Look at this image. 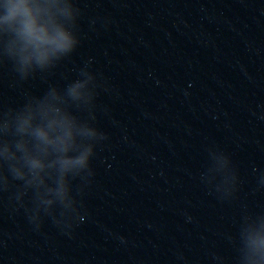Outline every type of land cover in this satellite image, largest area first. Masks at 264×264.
Returning a JSON list of instances; mask_svg holds the SVG:
<instances>
[{"label": "water", "instance_id": "obj_1", "mask_svg": "<svg viewBox=\"0 0 264 264\" xmlns=\"http://www.w3.org/2000/svg\"><path fill=\"white\" fill-rule=\"evenodd\" d=\"M70 3L78 48L46 80L0 58V109L87 70L107 139L72 229L0 192V264H243L264 218V0Z\"/></svg>", "mask_w": 264, "mask_h": 264}, {"label": "clouds", "instance_id": "obj_2", "mask_svg": "<svg viewBox=\"0 0 264 264\" xmlns=\"http://www.w3.org/2000/svg\"><path fill=\"white\" fill-rule=\"evenodd\" d=\"M76 19L70 0H0V58L19 81L46 80L80 44ZM98 86L82 69L0 109V192H11L36 228L45 217L62 230L74 227L73 181L89 182L96 148L107 139L94 116ZM242 242L243 264H264V218L244 228Z\"/></svg>", "mask_w": 264, "mask_h": 264}]
</instances>
